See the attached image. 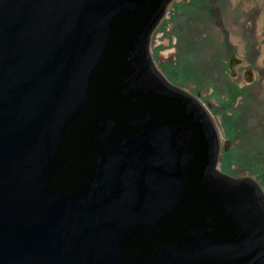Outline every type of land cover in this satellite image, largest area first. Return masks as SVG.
Returning <instances> with one entry per match:
<instances>
[{
	"label": "water",
	"instance_id": "water-1",
	"mask_svg": "<svg viewBox=\"0 0 264 264\" xmlns=\"http://www.w3.org/2000/svg\"><path fill=\"white\" fill-rule=\"evenodd\" d=\"M169 1L0 0V264H264L263 187L150 54Z\"/></svg>",
	"mask_w": 264,
	"mask_h": 264
},
{
	"label": "rangeland",
	"instance_id": "rangeland-1",
	"mask_svg": "<svg viewBox=\"0 0 264 264\" xmlns=\"http://www.w3.org/2000/svg\"><path fill=\"white\" fill-rule=\"evenodd\" d=\"M149 51L211 115L220 138L216 168L252 175L264 189V0H170Z\"/></svg>",
	"mask_w": 264,
	"mask_h": 264
},
{
	"label": "trees",
	"instance_id": "trees-1",
	"mask_svg": "<svg viewBox=\"0 0 264 264\" xmlns=\"http://www.w3.org/2000/svg\"><path fill=\"white\" fill-rule=\"evenodd\" d=\"M239 89V88H238ZM236 86H234V92L239 91ZM238 93V92H237Z\"/></svg>",
	"mask_w": 264,
	"mask_h": 264
}]
</instances>
